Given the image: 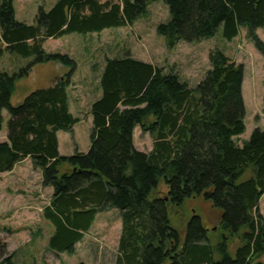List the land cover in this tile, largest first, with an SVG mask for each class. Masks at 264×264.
I'll return each instance as SVG.
<instances>
[{"label":"trees","instance_id":"16d2710c","mask_svg":"<svg viewBox=\"0 0 264 264\" xmlns=\"http://www.w3.org/2000/svg\"><path fill=\"white\" fill-rule=\"evenodd\" d=\"M13 1L0 5V57L9 52L35 56V64H73L66 55L46 54L43 43L132 26L160 1L170 19L156 32L167 50L210 39L221 26L230 41L244 26L264 57L256 36L264 29V0H58L48 12L40 8L32 26L15 20ZM209 65L191 88L158 65L131 56L106 58L101 96L90 108L89 150L73 156L59 154L57 138L80 122L68 105L71 76L12 107L18 75L0 73V121L3 110L10 117L7 141L0 143V174L29 159L41 172L42 187L53 189L42 209L54 229L50 250L72 254L97 214L117 209L122 230L115 264H255L264 256V219L257 212L264 194V131L255 129L237 143L246 129L243 66L220 50L210 52ZM137 127L152 138L149 153L133 146ZM190 199L218 211L216 230L189 211ZM171 213L181 223L176 229ZM12 258L0 263L13 264Z\"/></svg>","mask_w":264,"mask_h":264},{"label":"rangeland","instance_id":"374dc122","mask_svg":"<svg viewBox=\"0 0 264 264\" xmlns=\"http://www.w3.org/2000/svg\"><path fill=\"white\" fill-rule=\"evenodd\" d=\"M3 0H0V5ZM58 0H14L12 8L15 20L28 26L34 25L39 9L48 12ZM170 19L168 7L163 2H154L149 15L138 18L132 26L106 29L98 33H71L43 43L46 54L66 55L73 64H35V56L21 57L5 52L0 57V73L9 77L18 75L11 96V106L22 105L31 93L53 85L63 76L70 75L72 87L67 90L70 113L79 118L71 132L58 131L60 152L73 156L76 152L86 154L90 147L92 117L90 108L96 101L95 91L99 89L102 66L106 58H132L143 62H155L167 71L176 72L189 87L195 88L210 69L209 54L220 50L244 69L242 97L245 102V132L236 141L241 146L248 141L255 129L264 131V57L248 37L244 26L232 40L222 36V26L215 35L197 44L180 42L172 51L167 50L156 27ZM257 38L264 44V29H258ZM7 110L1 112L0 143L7 141L9 122ZM133 146L143 153L152 149V138L137 127L133 132ZM41 172L34 169L29 159L17 164L9 173L0 174V261L12 255L13 264H115L118 243L122 230L121 213L109 209L97 214L90 230L84 234L72 254L53 252L48 242L54 229L42 215L53 194L52 188L41 185ZM246 175L243 180L247 179ZM161 191H166L163 188ZM163 196V195H162ZM189 211L195 212L205 228L218 227L220 216L216 209L201 199L186 201ZM264 219V194L257 211ZM189 214V212L187 213ZM171 226L181 225L169 214ZM185 220V217H183ZM174 221V223H173ZM237 244L230 250L234 256ZM264 264V256L258 261ZM7 264V263H0Z\"/></svg>","mask_w":264,"mask_h":264},{"label":"crops","instance_id":"0c3cea01","mask_svg":"<svg viewBox=\"0 0 264 264\" xmlns=\"http://www.w3.org/2000/svg\"><path fill=\"white\" fill-rule=\"evenodd\" d=\"M256 33H257V31H256ZM131 57H133V56H131ZM137 60V59H136ZM139 61H141V60H139ZM143 62V61H142ZM105 63V62H104ZM145 63H149V64H153V65H157V64H155V62H151V61H146ZM102 67H104V65L102 66ZM159 67H161V66H159ZM161 68H163V69H165L166 71H167V69L163 66V67H161ZM102 70H103V68H102ZM59 81V80H58ZM72 87V83H71V85L67 88V90L69 89V88H71ZM243 87V86H242ZM68 95V94H67ZM100 96H101V91H100V89H96V91H95V97H96V99H98V98H100ZM244 102V101H243ZM68 105H69V98H68ZM244 107H245V102H244ZM262 108V107H261ZM69 110H70V106H69ZM58 150H59V154L61 155V156H64V155H62L61 154V152H60V144H59V141H58ZM83 240V239H82ZM79 243H81V242H79ZM78 243V244H79ZM78 244H76L75 245V249H76V247L78 246Z\"/></svg>","mask_w":264,"mask_h":264},{"label":"water","instance_id":"95a60500","mask_svg":"<svg viewBox=\"0 0 264 264\" xmlns=\"http://www.w3.org/2000/svg\"><path fill=\"white\" fill-rule=\"evenodd\" d=\"M255 264H262V263H260V262H256Z\"/></svg>","mask_w":264,"mask_h":264}]
</instances>
